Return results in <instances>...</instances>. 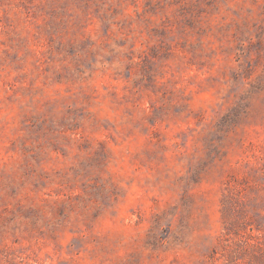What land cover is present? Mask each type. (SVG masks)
<instances>
[{"label": "rangeland", "instance_id": "rangeland-1", "mask_svg": "<svg viewBox=\"0 0 264 264\" xmlns=\"http://www.w3.org/2000/svg\"><path fill=\"white\" fill-rule=\"evenodd\" d=\"M0 264H264V0H0Z\"/></svg>", "mask_w": 264, "mask_h": 264}]
</instances>
